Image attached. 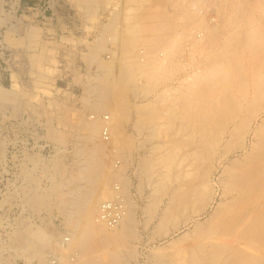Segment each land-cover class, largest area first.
I'll return each instance as SVG.
<instances>
[{
    "label": "bare ground",
    "instance_id": "bare-ground-1",
    "mask_svg": "<svg viewBox=\"0 0 264 264\" xmlns=\"http://www.w3.org/2000/svg\"><path fill=\"white\" fill-rule=\"evenodd\" d=\"M123 1L129 3V0ZM78 2L86 12L85 16L90 17L101 8V2L104 5L110 0ZM167 2L175 8L182 7L180 0ZM205 2L187 0L186 11L184 10L187 14L185 26L187 48L192 49L191 54L194 52L193 49L196 52L203 51L201 61L191 64L189 59V66L186 63L188 67L182 68L186 73L180 78L177 86L172 87V93L168 95L170 97L165 94L157 98V101L169 99L167 105L152 109L147 106L149 109L144 108L142 111L137 109L141 116L142 114L146 116V119L142 122L141 119L136 120L134 125L138 133L144 131L141 128L146 127V124L150 127V123L153 129L147 130L150 132L149 138L164 140L163 143L159 141L152 143L150 153L139 158L138 162L141 169L139 175L144 176L149 183L154 182L158 194H154V199L152 197L148 203V213L152 218L160 205L158 197L168 195L166 196L168 201L158 216L154 236L168 233V225L178 224L179 222L175 223L176 219L187 210H191V215L184 219L185 222L206 212L213 207L218 192L220 202L217 207L215 206L210 219L204 220L206 222L195 220L191 230L181 234L164 248H154L151 255L154 264H264V0H217L218 4L214 5L216 9L213 10L221 13L220 20L218 17L213 18V14L210 16L208 14L210 10L206 9V12L205 8L203 9ZM122 10L111 14L112 17L109 16L111 19L100 25L101 34L99 38L97 37L99 42L91 44V48L95 50L86 53L87 57L84 58L85 64H96L92 66H97V70L103 69L100 73L86 72V79L90 80L86 81L84 86L83 110L92 108L94 112L81 113L77 118L78 122L75 119L80 126L78 133L81 135V143H78L76 152L80 157H84L85 163L76 175L65 177L67 185L73 187L72 191L62 192L61 183H54L53 187L57 192L58 205L60 204L66 216L69 232L61 238L58 237L56 241L40 229L26 228L16 233L18 234L16 241L18 239V244L22 246L21 251L30 253L28 254L31 255L30 259L36 257L45 264H132L131 260H137L139 253L134 244L138 237L134 229L135 212L132 209L134 203L130 199L127 201L122 198L121 194L124 192L120 190L121 185L118 183L114 185V193L109 190L108 186L112 180L117 179L124 184L125 177L123 180V173H119L120 169L115 171L111 168L113 155L107 148L123 152L133 145L139 149L144 147L142 142L146 139L136 142L125 134L122 127L123 123H128L131 110L127 102H120L121 95L125 94L123 92L127 91L135 79L136 71H149L147 76L151 78L156 75L151 70L155 65L158 69L164 67L162 68L165 69L164 72L167 69L177 72L178 66L174 65L175 60L169 66L156 64L159 57L152 56L153 52H156L154 41L158 43L161 39L154 40V36L153 40H150L153 43L148 46L151 58L144 61L139 55V59H135L136 55L129 51L135 46V36L138 35L139 27L133 26V23L124 25L125 22L124 24L122 22L129 19L125 20V13L123 15ZM136 12L140 13L139 17L168 18L170 22L167 28L171 30L177 27L176 22L181 16L179 10L172 14L160 13L161 11L159 13L154 11L152 14L153 11L148 13L140 9ZM155 29L156 27L151 28L152 31ZM107 34L111 36L109 38L112 41L116 39L118 43L119 54L114 57L115 59L111 53L106 57L98 54L104 47L103 40ZM172 35L174 36H170L171 41L168 42L170 49L181 44L178 43L175 33ZM183 35L184 32L182 38ZM87 66L90 69L92 67ZM92 80L97 83L94 84ZM4 96V92H0V98L3 99ZM74 110L70 107L69 112ZM102 111L104 113L101 114ZM65 112L63 116L57 114L60 123L68 122ZM47 133L59 141L64 142L66 139L63 135L60 136L63 132L53 128ZM186 148H191L192 152L189 154L186 151L181 159H177L179 152ZM53 168L65 176L66 173L59 162L56 161ZM150 174L156 176L152 178ZM124 182L126 183V180ZM44 193L35 195L34 202H31L35 205L33 207L39 208L47 204V195ZM116 194L121 199L122 208L119 213L114 212L117 220L112 223L111 218L103 216V204L116 199ZM110 195L112 199L109 198ZM104 198L108 199L102 202ZM124 201H127L126 209ZM180 229L176 226L173 233L178 234ZM51 245L53 252L46 255L45 247Z\"/></svg>",
    "mask_w": 264,
    "mask_h": 264
},
{
    "label": "rangeland",
    "instance_id": "rangeland-1",
    "mask_svg": "<svg viewBox=\"0 0 264 264\" xmlns=\"http://www.w3.org/2000/svg\"><path fill=\"white\" fill-rule=\"evenodd\" d=\"M122 1L123 0H110V2H106L107 4L104 3V5L103 2L105 1L101 2V8L94 16H90L94 18H90L85 16L86 12L84 8L78 4V0H0V92H4L5 94L3 99L0 98V264H29L28 259H30L31 255L28 254L30 253L23 250L22 252V246L18 244L19 240L17 239L16 241L18 235L16 233L22 232L26 228L40 229L50 235L55 241L56 239L58 240V237L61 238L62 235L68 234L69 232V228L66 225V216L60 204L58 205L59 200L57 198V192L53 187L55 186L54 183H61L62 192L69 193L72 191L73 187L67 185L65 180L69 176L76 175L79 168L85 163H83L84 157H80L76 152L77 147L81 143V135L78 133L80 126L77 123V118H79L81 113L90 114L93 111L92 108L83 110L84 104L82 102V96L85 92V82H89L90 80L86 79L87 74H94L97 71L87 69V66L84 64L85 59L81 56L88 51V47L90 48H88L89 53L94 52L95 49L93 50L91 48V44L99 42L98 38L101 34L100 29L102 27L100 25L106 24L107 21L111 19V14L113 15L114 12H120L121 9H123V15L125 13V20L129 19L122 23L124 24L125 22L124 25H126V23L131 25V23H133V26L136 25L135 27H139L137 32L138 35L135 36V46L129 53L135 54V59H139V55L144 61H146L147 58H151V56L149 57L151 51L148 46H151L150 44L153 43V41L150 42V40H153L154 36V40L159 38L160 41L161 39L158 43L154 41L156 52L154 51L152 56H156V58L159 57L156 64L158 63L159 66H169L171 65L170 63L175 60L174 65H176V67L178 66L177 72H173L171 69H167L164 72L165 69H162L164 67L158 69L157 65H155L154 68H151L153 74H156L154 77H151L152 79L147 76L149 71H136L135 79H133V82H131V85L127 88L128 92H123V94H125L121 95L120 102H127V104H129L128 107L131 108H129L131 114L128 123H123L122 127L124 128L125 134L128 135V137L131 136L136 142H138V140L142 142L143 139H146L142 142V144L144 143V147L139 149L135 148L133 145V147L129 148L131 151L130 153L129 149L118 152L117 150H112V148V151L109 150L110 148H107V150L111 152V155H113L111 156V168L113 170L115 169V171L120 169L119 173H123V180L124 177L126 180V183L124 182L125 180L123 181L124 184H121L117 179H114V181L112 180L108 186L109 190L114 193V185H121L120 190L124 192V195L121 194L122 198L127 201L130 199L135 206H133L132 209L134 210L133 212H135V217L133 216L135 222L134 229L138 237L134 244H136L135 246L139 254L137 260H131L132 264H154L151 255L154 248H164L170 245V243L180 237L181 234L191 230L195 220L206 222L204 220L211 218V213L220 202V192H218L213 207L209 208L206 212L199 216L192 217L189 222H185L184 219L191 215V210H185L187 213L184 212V216V213H181L179 215L180 220H177L179 218L176 219L175 223L179 222V226L174 223L169 224V228L167 227L168 233H163V235L159 233L160 236L159 234L153 235V233H155V225L159 219L158 216L162 213V209L168 201V197H166L168 195L165 194L163 197H158L160 198V205L157 203L159 207L155 210L157 213L155 212L156 214L152 218V215L148 213V203L152 197L154 199L155 195L158 194L157 191H155V183L153 182V187L152 182H147L144 176L139 175V170L141 169L140 163L138 162L140 161L139 158L150 153L152 143L154 144L157 141L164 142V140H161L160 137L161 141L158 138H154L155 140L149 138L150 132H147V130L148 128L149 130L153 129L150 123V127L146 124L148 127H144L145 129L141 128V130H144L142 131L143 133H137L134 124L136 120L138 121L141 119L140 121L142 122L143 119H146V116L143 114L141 116V114H139L141 112L138 110L142 111L146 108L152 109L167 105L169 99L167 101H163L162 99L157 101V98L165 94L168 96L172 91V87L177 86L180 78L186 73V71L182 70L183 66H187L186 63L188 64L189 59H191L189 61L191 64L201 61L204 53L203 51L196 52L193 49L194 52L191 54L192 49L188 50L187 48V31L185 27L187 26V14H185V3H187V0H180L183 2H181L182 7L177 8L171 6V4L167 2L168 0H147L145 2L143 0H141L142 2L140 0H129V3L123 1V5L125 4L124 6L122 5ZM156 1H161L162 5L161 2L159 4ZM204 1H206V4L204 3L203 9L210 10L208 14L210 16L213 14V18L218 17V20H220L221 13L215 10L216 3L218 4L217 0ZM155 6H157L158 9H155ZM126 8L129 9L127 10ZM213 8H215V11ZM138 9L148 13L153 11L152 14L154 11H158V13L160 11V13L171 12L172 14L174 11L178 12L179 10L181 16L176 22L177 27L171 30L167 28L170 22L168 18L139 17L140 13L136 12ZM130 10L134 11L132 12ZM134 12H136V14ZM125 16H129V18ZM152 27H156L157 30L155 29L152 31ZM173 32L178 39V43L181 42L179 45L178 43L176 44L178 46L173 48L174 51L172 48L170 49L168 45V42L171 41V37L174 36L172 35L174 34ZM183 32L185 35H183L184 37L182 38ZM150 36H152V38ZM71 37L77 38V44L74 42L76 45H73L74 40H67ZM109 37L111 36L108 35L104 37L106 38L103 40L104 47L102 50L104 51L100 50L98 54L99 56L106 57L111 53V56L114 55L112 58L115 59L114 57L119 54L117 47L118 43L115 41L116 39L112 41ZM110 40L114 43L110 44L112 43ZM70 42L72 44H70ZM165 43L167 45H165ZM105 48H108V50L111 49L109 53ZM191 55H194V57ZM70 56L72 58L75 57V61H77L76 68H78L79 71L70 70L68 64H66ZM161 73L167 74L160 75ZM155 77H157V79ZM151 80H154V82ZM93 82L94 84L97 83L95 81ZM132 85L134 87H132ZM137 88L139 90H137ZM154 100L156 102H154ZM149 101L153 103L150 104ZM147 106H149V108ZM70 107L75 110L69 112ZM61 109L62 111L67 109L65 110L67 112H64L68 122H59L58 116L64 115ZM102 113H104V111H102L101 114ZM105 113L109 114L107 111H105ZM68 116L70 117L68 118ZM51 128L56 129L58 132H63L60 136L63 135L64 139L65 137L68 139H65L63 142L56 138H52L51 135L47 133ZM172 148L173 147H171V149ZM186 151L189 154L192 152L191 148L182 149L178 155L180 157L177 156V159H181L184 155L183 153ZM124 152L126 153L122 154ZM119 154H121V156ZM122 155L125 156L122 157ZM56 161L62 165L63 171L66 173L64 177L61 172L53 168ZM189 169H191V167H189ZM29 174L34 178H30ZM218 174L219 173H217V175ZM155 176L156 175H152V178ZM51 186L56 193L50 189ZM122 188H124V190H122ZM125 190H127L128 193L127 191L125 192ZM43 193L47 195V204L39 208L33 207L35 205L31 204V202H34L35 195L38 196ZM109 198L112 199L111 195ZM107 199L108 198H104L102 202ZM127 201H124L125 209L127 208ZM176 226L181 228L178 234L177 232L173 233ZM45 249L46 251L44 252L46 255L53 252L52 245L47 246V248L45 247ZM27 255L28 258L26 259ZM30 260V264H45V262L39 261L36 257H32Z\"/></svg>",
    "mask_w": 264,
    "mask_h": 264
},
{
    "label": "built area",
    "instance_id": "built-area-1",
    "mask_svg": "<svg viewBox=\"0 0 264 264\" xmlns=\"http://www.w3.org/2000/svg\"><path fill=\"white\" fill-rule=\"evenodd\" d=\"M116 195H117L116 199L103 204V216L111 218L110 222L112 223L117 220V218L115 217L116 214L114 215V212L119 213L118 211H120L122 208V205H120L121 199H119L118 194Z\"/></svg>",
    "mask_w": 264,
    "mask_h": 264
},
{
    "label": "crops",
    "instance_id": "crops-1",
    "mask_svg": "<svg viewBox=\"0 0 264 264\" xmlns=\"http://www.w3.org/2000/svg\"><path fill=\"white\" fill-rule=\"evenodd\" d=\"M68 41H73V45H76L77 44V42H78V40H77V38L76 37H71V38H68L67 39ZM76 44H75V43ZM70 44H72L71 42H70ZM87 50L88 51H86L85 52V54L83 53L82 55V58L84 59L85 57H87V54L86 53H89V49L87 48ZM85 62H86V60H85ZM85 62H84V64H85ZM66 64H68V66H69V68H70V70H74V71H79V69L78 68H76L77 67V61H75V57L74 58H72L71 56H70V58H69V60L66 62ZM86 66L87 65H89V66H92V65H96V64H89V63H87V64H85ZM97 66H92L91 67V69L87 66V68H89L90 70H96L97 72H101L103 69H100V68H98V70H97V68H96ZM96 68V69H95Z\"/></svg>",
    "mask_w": 264,
    "mask_h": 264
}]
</instances>
